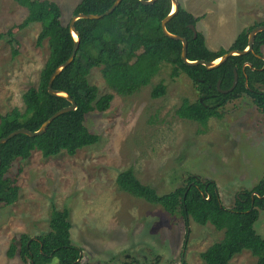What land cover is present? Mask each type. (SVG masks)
<instances>
[{
	"label": "rangeland",
	"instance_id": "374dc122",
	"mask_svg": "<svg viewBox=\"0 0 264 264\" xmlns=\"http://www.w3.org/2000/svg\"><path fill=\"white\" fill-rule=\"evenodd\" d=\"M53 1L60 6L62 23L68 24L80 0ZM181 1L194 12L210 9L206 19L198 15L196 30L207 36L211 50L233 42L241 27L236 8L242 17L250 11L245 0ZM252 2L254 21L246 28L264 20V0ZM25 15L26 9L14 0H0V33L9 31L17 50L12 56L7 38H0V116L13 107L23 108L22 93L37 85L49 52L46 41L36 45L40 23L18 26ZM221 16L225 21L218 23ZM140 50L138 43L132 46L130 62ZM169 72L170 65L162 64L149 85L122 96L108 87L99 67L91 69L88 80L98 95L113 94L107 110L85 116L86 127L99 140L74 155L43 157L35 151L14 162L8 176L17 178L19 191L13 204L0 203V264H29L17 255L7 257L6 251L19 233H45L52 205L68 209L71 240L82 249L80 264H204L200 253L223 232L192 220L186 231L179 214L170 215L159 205L120 191L116 176L131 168L159 194L183 186L188 174L209 178L222 204L232 207L237 192L252 188L264 175V115L243 95L220 108L222 117L210 118L200 133L199 124L175 114L183 98L193 102L199 97L197 89L185 74L171 78ZM160 81L166 93L153 98L151 87ZM257 86L264 90V85ZM255 229L264 238L263 211ZM229 264H256V258L243 250Z\"/></svg>",
	"mask_w": 264,
	"mask_h": 264
},
{
	"label": "trees",
	"instance_id": "16d2710c",
	"mask_svg": "<svg viewBox=\"0 0 264 264\" xmlns=\"http://www.w3.org/2000/svg\"><path fill=\"white\" fill-rule=\"evenodd\" d=\"M26 9L19 27L40 23L36 45L48 44V56L44 62L38 83L28 87L21 96L23 108L13 107L0 116V138L24 128L38 130L41 124L57 110L68 106L69 100L62 95L50 94L47 82L54 69L71 54L74 45L68 24L61 21V9L53 0H14ZM115 0H80L72 14H100ZM170 0H155L143 4L140 0H121L114 10L99 19L80 18L74 26L79 34L78 48L72 62L55 77L52 88L67 93L76 103V108L51 121L46 131L37 136L19 133L0 144V203L13 204L18 198L19 186L16 177L8 176L15 161L27 159L35 151L43 157L61 152L74 155L79 149L98 142L99 136L86 127L85 116L91 112H103L110 106L113 94L98 95L97 87L88 80L92 68L99 67L108 87L118 95L127 96L149 85L162 64L170 65L171 78L185 74L194 84L199 97L192 101L183 98L175 109L181 119L194 121L204 132L210 118H221L222 108L228 101L246 95L264 115V31L256 33L252 49L244 54L229 56L218 66L207 69L202 64L187 65L181 57L182 44L166 36L161 29V20L170 12ZM199 17L178 3L177 12L166 23V30L187 40L188 60L213 61L229 50H244L249 31L264 25V20L254 22L239 31L228 48L211 50L205 44L203 33L190 29ZM6 37L15 56L16 40L6 31ZM138 43L140 52L129 61L132 46ZM234 70L237 73L235 86L227 92L217 89L231 87ZM166 93V85L160 81L150 90L157 98ZM21 168L18 169V174ZM118 189L137 199L159 205L170 215L179 214L188 231L189 220L196 224H210L222 231L220 240L209 245L200 257L204 264H229L243 250L256 258V264H264V238L257 233L255 224L260 211L264 212V175L250 189L237 192L232 207L222 204L214 180L188 174L184 185L159 194L151 185L142 183L131 168L119 172L115 179ZM71 222L67 208L54 205L48 220V230L37 236L19 233L11 239L6 251L9 258L18 256L23 263L80 264L82 249L71 240ZM186 237V236H185ZM101 264V263H95ZM121 264H136L125 261ZM182 264H187L182 261Z\"/></svg>",
	"mask_w": 264,
	"mask_h": 264
},
{
	"label": "water",
	"instance_id": "95a60500",
	"mask_svg": "<svg viewBox=\"0 0 264 264\" xmlns=\"http://www.w3.org/2000/svg\"><path fill=\"white\" fill-rule=\"evenodd\" d=\"M121 0H115L113 2V4L107 9L105 10L103 13L100 14H84V13H78L76 15H73L70 22L68 23V27L69 30L73 36L74 39V45L72 48V52L70 54V56L63 62L61 63L59 66H57L54 71L50 74L48 82H47V90L50 94H54V95H62L64 97H66L70 104L68 106H65L59 110H57L56 112H54L51 116H49L39 127L38 130L35 131H29L27 129L24 128H18L12 132H10L7 136L0 138V144L5 143L6 141H8L10 138L14 137L15 135L19 134V133H23V134H27L29 136H37V135H41L43 134L47 127L49 126V124L51 123V121L53 119H55L57 116L67 112V111H71L74 110L76 108V103L75 101L65 92L62 91H57L54 90L52 88V82L55 79V77L62 71V69H64L66 66H68L72 60L75 57L77 48H78V40H79V34L75 29L74 23L76 20L80 19V18H85V19H99L105 15H108L109 13H111L114 8L120 3ZM143 4H151L153 3L155 0H140ZM171 2V8H170V12L161 20V29L163 31V33L172 38V39H177L181 42L182 44V48H181V54L180 57L182 59V61L187 64V65H197V64H202L204 65L207 69H211L213 67L218 66L221 62L225 61L229 56L231 55H237V54H244L247 51L252 49V45L254 42V38L256 33L260 32V31H264V25H257L255 27H253L249 33H248V40H247V46L244 50H229L226 53H224L222 56H220L219 58L213 60V61H205V60H188L186 57V53H187V40L179 35H175V34H171L166 30V23L170 20V18L177 12L178 10V2L177 0H170ZM190 29L193 31L194 35H196V28L194 25H190L189 26ZM237 82V73L236 70H234V78H233V82L232 85L229 89L227 90H221L219 85H220V80L217 82V89L221 92H227L230 91L236 84Z\"/></svg>",
	"mask_w": 264,
	"mask_h": 264
},
{
	"label": "crops",
	"instance_id": "0c3cea01",
	"mask_svg": "<svg viewBox=\"0 0 264 264\" xmlns=\"http://www.w3.org/2000/svg\"><path fill=\"white\" fill-rule=\"evenodd\" d=\"M229 1V0H228ZM247 1V2H246ZM177 2H178V0H177ZM182 1L180 0L178 3H180L181 4V6L184 8V9H186L187 11H189L190 13H192L194 16H197L198 17V15H203L204 17L203 18H205L206 19V15H208V14H210V9H208V8H206V7H204V9H201L202 11H199V12H194L193 10H191L190 8H189V5L188 6H186V4H187V2H183V3H181ZM248 3V10H250L249 12H245V14H248V16H241V12L242 11H240V9H238L239 8V6L236 8L237 10H236V13H237V19H236V22L237 23H239L240 22V25H241V27H239V31H241L242 29H244V28H246L245 26H246V24H248V23H251V22H253L254 20H253V18H254V14H252L253 13V6H252V0H245V3L243 4V5H245V4H247ZM240 6H242V4L240 5ZM241 8V7H240ZM258 9V8H257ZM198 10H200V9H197V11ZM230 14V13H229ZM230 17V16H229ZM200 19V18H199ZM203 20V19H202ZM218 23H223L224 21H225V18H223L222 16L221 17H219L218 18V20H216ZM238 31V32H239ZM202 33V32H201ZM203 35H204V39H205V44L207 45V36L203 33ZM237 35V34H236ZM236 35H235V37H236ZM234 40V39H233ZM261 52H262V54H263V57H264V46H262L261 47Z\"/></svg>",
	"mask_w": 264,
	"mask_h": 264
}]
</instances>
